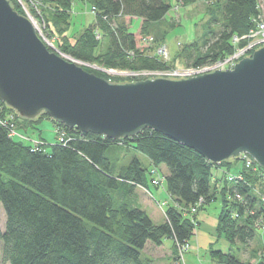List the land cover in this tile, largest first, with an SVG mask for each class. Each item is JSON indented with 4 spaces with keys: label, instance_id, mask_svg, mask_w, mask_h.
Wrapping results in <instances>:
<instances>
[{
    "label": "trees",
    "instance_id": "1",
    "mask_svg": "<svg viewBox=\"0 0 264 264\" xmlns=\"http://www.w3.org/2000/svg\"><path fill=\"white\" fill-rule=\"evenodd\" d=\"M10 1L25 13L16 0ZM89 1L96 9L94 21L71 35L74 0H39L37 15L59 49L109 68L154 70L170 65L138 41L147 35H153L155 44L164 40L166 29L157 22L173 7V0ZM175 1L187 4L196 0ZM207 1L208 16L200 33L183 43L194 64L231 53L233 35L249 32L260 13L259 0ZM134 17L142 19L138 32L130 28ZM247 41L242 38L241 44ZM82 65L113 81L137 79ZM44 117L67 132L65 141L34 144L10 135L3 123L10 119L19 132L29 133ZM132 146L146 154L152 165L165 163L168 167L164 186L175 202L166 205L162 222H155L137 202L136 187L147 186L153 175L151 166L143 165L137 155L124 160ZM238 159L240 156L211 161L195 148L150 127L121 138L80 131L44 111L36 117L21 115L0 99V203L6 215L4 228L0 225V259L10 264H152L151 257L143 256L146 243L160 245L164 238L172 237L176 249L177 242L190 241L197 226L196 213L190 216L188 212L190 206L203 196L204 207L221 193L216 230L230 247L224 251L210 246L212 258L215 264H253L239 257L234 245H248L257 235L255 222L264 211V202L254 186L261 182L244 164L236 172L242 178L224 175L220 188L215 178L218 167L230 169ZM236 191L243 199L235 197ZM263 258L254 264H264Z\"/></svg>",
    "mask_w": 264,
    "mask_h": 264
},
{
    "label": "water",
    "instance_id": "2",
    "mask_svg": "<svg viewBox=\"0 0 264 264\" xmlns=\"http://www.w3.org/2000/svg\"><path fill=\"white\" fill-rule=\"evenodd\" d=\"M0 99L80 131L121 138L150 127L211 161L247 152L264 166V44L225 69L113 81L49 48L27 15L0 0Z\"/></svg>",
    "mask_w": 264,
    "mask_h": 264
},
{
    "label": "rangeland",
    "instance_id": "3",
    "mask_svg": "<svg viewBox=\"0 0 264 264\" xmlns=\"http://www.w3.org/2000/svg\"><path fill=\"white\" fill-rule=\"evenodd\" d=\"M174 4L173 7H171L165 16L161 19V21H158L157 23L161 26V28L166 29L165 35H164V40L158 43H154V40L144 44V40H139L138 43L142 47L146 46V51L151 52L152 54H155V50L158 45H166L168 48V53L166 56H159L162 60L169 62L170 65H168L166 68H169L170 70L174 71L176 69L178 70H183L186 68H189L193 65H195L192 61V57H189L187 55V52L183 49L184 48V42L192 40L198 33L201 31V25L203 23V20L208 16L207 14V0H196L192 3H187V4H182L181 2L176 3L175 0H173ZM27 3V2H26ZM26 7L29 9V11L35 16L37 19L35 20V26L37 27V30L39 31V34L41 37L44 39V41L49 45V48L57 50L59 53L62 54L61 49L58 48L56 45V40L55 37L50 35L47 30H45V24L44 20L39 18L37 14V8L40 10V3L36 6L34 3H27ZM37 4V3H36ZM91 3L89 0H74L73 6H72V22L71 25L68 29V32L73 35L74 33H78L81 31L85 26H87L89 23L94 21V13L92 12L91 8ZM259 8L262 16L264 17V0H259ZM141 18L140 17H134L132 18L131 21V30L134 32H138L141 24ZM178 51H181L182 53L179 55H176ZM176 52V53H175ZM175 53V55H174ZM175 57H174V56ZM250 55V54H246ZM245 56V55H244ZM67 57V56H66ZM69 58V57H68ZM172 61V62H171ZM92 67H95L97 69H102L103 71H106L112 76H119L120 78H144L147 76H154L156 73L150 71L146 72L145 70L147 69H124V70H112L109 67H105L103 65L94 63ZM122 80V79H121ZM133 80V79H132ZM57 126L54 125L53 121L49 117H44L40 120L38 124V128H35L34 130H30L29 133H20L22 135V138L24 140L28 139L32 141H44L52 143L55 140L60 141V137L56 133ZM137 155L143 165H149V157L144 154L143 152L137 150L135 147H131L130 150L126 152L124 155V160L128 161L132 156ZM237 165L242 167L243 166V161L242 159H238ZM153 166V165H151ZM234 163L232 164L230 171L233 172L235 168ZM158 175L162 178V184L159 186L164 189V184H165V175L166 171H168V167L165 163H160L158 166ZM152 189L154 190V195L156 198H159L160 196L155 192L154 185L150 183ZM166 190V189H164ZM136 191H142L140 187L136 189ZM167 196L168 197V192L165 191V194L162 193V197ZM137 198V197H136ZM152 202L156 203L154 201L153 196L150 197ZM221 193H218L217 197L205 204L204 207H200L198 209V214L201 215V213H206L209 218L212 220V217H215L216 212L219 211L222 203L221 199ZM162 207H166L168 204L167 201H163ZM157 204V203H156ZM158 206V204L156 205ZM196 212V213H197ZM190 216L194 215V213H189ZM5 210L0 203V225L1 228H4V223H5ZM163 219V212L161 207L158 206L157 208V214L154 218L155 222H162ZM203 224V223H202ZM202 224L199 225V223L196 226L195 232L190 238V243L194 238H196L195 234L196 232L200 229ZM217 230L215 229V232ZM218 234V232H216ZM256 237L254 240H252L248 245H243V244H236L234 245V250L235 252L241 257L242 259L246 260H253V264L256 263L262 255H264V228L262 227H256ZM220 236V241L221 240H227L226 237L223 234H218ZM168 241L166 242H171V239H167ZM190 247V246H189ZM189 249V248H188ZM187 249V250H188ZM177 250V245L176 249ZM184 254V264H214V260L212 258V255L210 253V248H204V250H198L197 253H194L193 251L186 252ZM148 254L154 255L155 260L152 261V264H174L175 261V254L176 251H174V254L170 260L169 257L164 256L163 249H153L150 248L148 245L146 246L145 249H143V256H148ZM264 260V258H263ZM0 264H10L8 260L0 259Z\"/></svg>",
    "mask_w": 264,
    "mask_h": 264
},
{
    "label": "built area",
    "instance_id": "4",
    "mask_svg": "<svg viewBox=\"0 0 264 264\" xmlns=\"http://www.w3.org/2000/svg\"><path fill=\"white\" fill-rule=\"evenodd\" d=\"M24 9V14L27 15L33 22L37 19L33 14L27 9L25 3H34L36 6L40 3L39 0H16ZM26 3V4H27ZM37 3V4H36ZM92 12L95 13L96 9L94 7H91ZM37 13H40L39 8H37ZM35 24V23H34ZM39 32V31H38ZM97 36H100L99 33ZM242 38H247L248 41L244 44H241V39ZM144 44L149 43L154 40L153 35H147L143 38ZM233 43H234V50L231 53H228L224 55L223 57L217 58L215 60H210L201 64H195L189 68L183 69V70H170L169 68H163V69H154V70H145L146 72H154L156 75L154 76H147V77H155V76H165V77H171V78H180V77H187L191 75H196L208 71L215 70L217 68H228V67H233L234 64L244 55L246 54H251L252 51L263 45L264 44V17L262 16L261 12L258 14L256 18V26L251 28L249 32L243 34V35H238L234 34L232 37ZM155 54H158L160 57L166 56L168 53V48L164 44H160L157 46ZM63 55L69 57L70 59L75 60L79 64H87L89 66H93L94 63L92 62H87L83 61L81 59L75 58L71 56L70 54H67L66 52H62ZM112 70H124V69H119V68H114L110 67ZM144 70V69H143ZM12 116V115H11ZM3 123L9 128V134L12 136H19L21 139L22 135H20L19 131L16 128V125L14 121L10 119H4ZM57 135L60 137V141H65L67 138V132L60 128L57 127L56 130ZM28 140V139H26ZM32 141V139L30 140ZM34 144H39L41 141H32ZM240 158L242 159L244 165L253 171L258 178L259 181L261 182L260 185H255L254 190L255 192L260 196L261 200L264 202V166L259 164L253 156H251L247 152H241ZM151 173L153 175V178L151 180L152 183L154 184H162V178L158 175V168L156 165L151 166ZM225 177L228 179H237V178H242L241 173H235L231 171H225ZM235 197L238 199H243L242 193L239 191L235 192ZM205 200L203 196H200V198L195 202V204L191 205L189 208V213H196L198 209L204 204ZM256 226L257 227H262L264 228V211L261 213L257 218H256ZM177 250L175 254V261L174 264H184V252L187 250L190 246V241H185V242H177Z\"/></svg>",
    "mask_w": 264,
    "mask_h": 264
},
{
    "label": "crops",
    "instance_id": "5",
    "mask_svg": "<svg viewBox=\"0 0 264 264\" xmlns=\"http://www.w3.org/2000/svg\"><path fill=\"white\" fill-rule=\"evenodd\" d=\"M150 163L149 166L152 165L151 160L149 159ZM235 168L233 170V172H238L240 166L237 165V162L234 163V167ZM230 171V169H227V167L225 166H220L216 169L215 171V178L218 179L217 184L219 186V188L222 186V184L224 183V174L225 171ZM168 171H166L167 173ZM151 182L148 181L147 186H142V185H138L136 187V189L138 187H140L142 189V191H136V197H137V202L140 206H142L143 208H145L148 213L151 215V217L155 218L156 214H157V208L158 206L161 207L162 212H163V219H165L166 217V213H165V207H162V203L163 201H167L168 203L170 202H175L174 198L169 194V192L167 190L162 189L158 184H154L151 183L152 185H154V189L155 192L160 196L159 198L155 197V193L154 190L152 189ZM165 191L168 192V197L167 196H163L162 197V193L165 194ZM153 196L154 201H156V203L158 204V206H156L157 204L152 202L151 198ZM221 207H222V203H221ZM221 207L219 209V211L216 212L215 217H212V220L209 218V216L206 213H201V215L198 214V212L195 214L196 215V219H197V224L199 223L202 224V226L200 227V229L196 232V238H194V240H192V242L190 243V247L186 252H190L193 251L194 253H197L198 250H204V248H210V246H214L216 248H220L224 251H227L230 247V243L228 240H221L220 241V236H218V234H216L215 229H216V225H217V221H218V216L219 213L221 211ZM164 221V220H163ZM167 239H171V242H166L168 241ZM149 246L150 248H155V249H163L164 252V256L165 257H169L170 260L174 254V239L172 237H166L163 239V242L160 245L154 244L151 241H148L144 247V249L146 248V246ZM197 251V252H196ZM149 257H151L153 260H155V256L148 254ZM253 260L251 259L250 262H252ZM186 263V261H185ZM253 263V262H252ZM215 264V262H214Z\"/></svg>",
    "mask_w": 264,
    "mask_h": 264
}]
</instances>
